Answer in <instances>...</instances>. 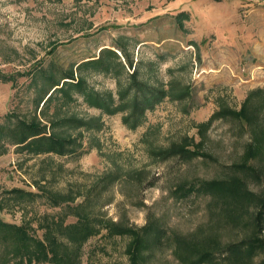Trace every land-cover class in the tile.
Listing matches in <instances>:
<instances>
[{
	"label": "rangeland",
	"instance_id": "1",
	"mask_svg": "<svg viewBox=\"0 0 264 264\" xmlns=\"http://www.w3.org/2000/svg\"><path fill=\"white\" fill-rule=\"evenodd\" d=\"M105 47L116 52L105 59L111 70L85 62ZM134 67L139 80L172 92L187 85L190 94L165 95L130 128L122 110L89 104L74 85L67 96L53 90L71 71L85 89L116 99ZM254 87L264 88V0H0V215L69 247L70 230L59 224L75 221L76 203L108 220L159 227L136 264H185L173 253L174 233L216 242L248 234L195 186L222 178L233 162L264 164V143H253L264 109L252 125L216 114L239 108ZM18 120L73 137V153L24 146L13 134ZM248 143L257 148L250 159ZM177 144L206 155L160 154ZM248 184L264 187V177ZM49 194L66 200L54 205ZM130 239L101 226L83 241L79 264H129ZM249 264H264V247Z\"/></svg>",
	"mask_w": 264,
	"mask_h": 264
},
{
	"label": "trees",
	"instance_id": "2",
	"mask_svg": "<svg viewBox=\"0 0 264 264\" xmlns=\"http://www.w3.org/2000/svg\"><path fill=\"white\" fill-rule=\"evenodd\" d=\"M108 55H116L115 50L108 47L102 48L97 57L86 59L85 62H92L98 66L101 65L100 67L105 70H111L112 68L105 60ZM131 61H129V66L132 64ZM116 64L122 66L118 61ZM135 74L136 67L130 73L127 72L130 81L118 90L116 99L110 92L100 95L92 89H85L82 78L75 80L71 71L66 73L65 77H71L72 80H64L65 82L60 86H55L53 90L57 88L67 96V87L74 85L89 104L110 113L122 110L121 120L130 128L142 121L146 108H152L165 95L182 98L190 94V88L187 85L172 92L161 86L150 85L146 81L139 80ZM57 83L59 82L55 81L52 86ZM242 102L237 109L221 107L216 113L217 116L240 117L248 125L258 123L260 121L258 113L264 109V88H251ZM258 131L253 140L256 146L264 143V127L259 128ZM13 134L19 142L35 152L52 151L65 154L73 153L75 149L71 147L73 137L47 131L44 124L41 125L33 120H18ZM246 147L244 157L253 158L257 148L252 143H248ZM159 152L164 156L176 155L182 158L192 157L194 154L206 155L205 152L179 144L162 148ZM228 167L229 172L222 178H211L195 187L205 193H211L213 199L210 202H221L230 220L237 225H240L242 220L241 223L247 224L250 231L237 239L225 242H216L197 233H174L173 253L180 262L185 264H249L256 253L264 247L263 237L259 235L264 227V187L252 188L248 184L262 181L264 164L241 160L229 164ZM187 188V190L191 189ZM49 196L54 205H59L60 202L66 200L63 197L55 198L52 194ZM78 205V203L70 205L76 214L75 221L64 225L59 224V229L70 230L68 238L69 242L73 243L71 247L68 243L59 242L53 235L48 236V233H45L44 237H39L28 225L5 220L0 215V264H34L46 261L52 264H79V253L83 241L91 234L99 232L101 226H108L110 231L118 234L130 235L131 241L127 246V252L130 255L129 264H136L135 259L141 256V248L148 244L147 236L151 232L160 234L161 229L154 225L144 224L133 227L119 223V221L108 220L101 215H91L83 208L78 209ZM60 244H63L61 250H59ZM3 250L7 251L14 260L9 259L7 255L1 256Z\"/></svg>",
	"mask_w": 264,
	"mask_h": 264
}]
</instances>
